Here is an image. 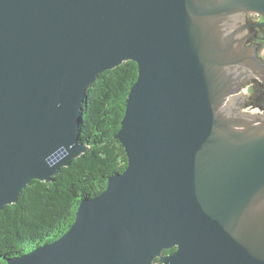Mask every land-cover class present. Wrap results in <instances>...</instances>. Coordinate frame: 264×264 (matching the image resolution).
I'll return each instance as SVG.
<instances>
[{"label":"water","instance_id":"water-1","mask_svg":"<svg viewBox=\"0 0 264 264\" xmlns=\"http://www.w3.org/2000/svg\"><path fill=\"white\" fill-rule=\"evenodd\" d=\"M248 15L264 0H0V213L89 151L88 89L138 64L115 136L127 167L7 264H264V97L242 92L264 88L248 45L264 22Z\"/></svg>","mask_w":264,"mask_h":264},{"label":"trees","instance_id":"trees-1","mask_svg":"<svg viewBox=\"0 0 264 264\" xmlns=\"http://www.w3.org/2000/svg\"><path fill=\"white\" fill-rule=\"evenodd\" d=\"M137 78L138 64L125 61L101 73L88 89L79 136L89 151L62 167L51 182L33 179L18 202L2 210L0 264L60 238L75 221L81 200L102 192L110 176L125 170L127 154L115 136L125 114L128 93ZM259 88L255 96H249L253 103L264 97V88Z\"/></svg>","mask_w":264,"mask_h":264},{"label":"flooded vegetation","instance_id":"flooded-vegetation-1","mask_svg":"<svg viewBox=\"0 0 264 264\" xmlns=\"http://www.w3.org/2000/svg\"><path fill=\"white\" fill-rule=\"evenodd\" d=\"M248 21L251 23H263L264 17L260 15L259 16L248 15ZM252 30L254 31L255 37L248 42V45H257L258 49H260V43L262 40H264V25L253 27ZM256 84L260 85V81H256Z\"/></svg>","mask_w":264,"mask_h":264},{"label":"rangeland","instance_id":"rangeland-1","mask_svg":"<svg viewBox=\"0 0 264 264\" xmlns=\"http://www.w3.org/2000/svg\"><path fill=\"white\" fill-rule=\"evenodd\" d=\"M258 51H259V53H260V56L264 59V40H262L261 41V43H260V49H258ZM245 90V93L244 94H246L247 92V94L246 95H248L247 96V101H250V99H249V96L253 93V91H254V84H253V81L251 80L248 84H246V85H244L243 86V88H242V92ZM246 110H244V111H249V110H247V109H249V107H247V108H245ZM250 111H259V110H256V109H254V110H250ZM261 114H262V111H259ZM264 114V113H263Z\"/></svg>","mask_w":264,"mask_h":264},{"label":"bare ground","instance_id":"bare-ground-1","mask_svg":"<svg viewBox=\"0 0 264 264\" xmlns=\"http://www.w3.org/2000/svg\"><path fill=\"white\" fill-rule=\"evenodd\" d=\"M261 16V15H260Z\"/></svg>","mask_w":264,"mask_h":264},{"label":"built area","instance_id":"built-area-1","mask_svg":"<svg viewBox=\"0 0 264 264\" xmlns=\"http://www.w3.org/2000/svg\"><path fill=\"white\" fill-rule=\"evenodd\" d=\"M247 94V93H246Z\"/></svg>","mask_w":264,"mask_h":264}]
</instances>
